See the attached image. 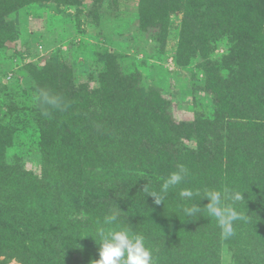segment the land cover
<instances>
[{
	"label": "trees",
	"instance_id": "1",
	"mask_svg": "<svg viewBox=\"0 0 264 264\" xmlns=\"http://www.w3.org/2000/svg\"><path fill=\"white\" fill-rule=\"evenodd\" d=\"M33 1L0 0V11ZM142 9L152 22L173 11L183 12L178 54L183 66L196 52L209 61L210 45L230 43L227 55L206 65L215 120L175 124L169 120L168 105L137 97V91L123 82L125 77L112 75L111 70L90 92L88 84L75 85L71 72L65 82L64 73L47 67L37 77L41 174H19L12 180L24 193L31 219L0 209V255L11 252L23 264H69L73 252L63 257L54 247L70 235L74 224L95 234L104 215L120 211L123 226L147 239L158 235L155 242L161 252L177 250L185 255L186 264H221L223 245L229 246L235 264H259L258 251L264 256V122L249 118L253 104L264 105V95L248 103L239 84L254 77L235 61L237 55L248 53L240 39L254 38L263 30L264 0H145ZM42 91L58 97L59 107L42 103ZM182 138L195 145L179 144ZM181 165L188 170L185 180L156 204L150 193ZM225 188L244 193L245 201L236 207L249 217L248 222L235 223V235L228 240L221 238L217 222L206 211L193 217L182 211L192 204L206 207L209 201L202 199L206 189ZM183 189L200 194L182 198ZM39 227L40 235L30 233ZM48 228L54 235L45 233ZM160 257L165 259L166 254ZM99 259L98 251L86 256L89 264Z\"/></svg>",
	"mask_w": 264,
	"mask_h": 264
},
{
	"label": "rangeland",
	"instance_id": "2",
	"mask_svg": "<svg viewBox=\"0 0 264 264\" xmlns=\"http://www.w3.org/2000/svg\"><path fill=\"white\" fill-rule=\"evenodd\" d=\"M143 1L34 0L16 10L7 7L0 11V209L5 213L10 209L31 219L24 193L12 180L19 174H41L43 127L37 77L47 67L64 73L65 82L71 72L75 85L88 84L90 92L99 88L102 75L111 70L110 74L125 77L123 82L137 91V97L168 105V119L175 124L215 120L217 109L208 91L206 65L227 55L230 43L224 40L210 45L209 61L207 55L196 52L183 66L178 58L183 12L173 11L152 22L142 9ZM262 28L254 38L240 39L248 53L235 58L254 77L239 84L248 103L264 95ZM250 114L252 121L260 118L264 122V105L253 104ZM180 143L195 145L186 138L179 139ZM76 219L81 220L80 213ZM74 226L54 252L58 249L64 257L70 250L69 264H89L87 254H99L100 245L93 242L94 234ZM42 230L32 228L30 233L40 235ZM45 233L54 235L51 228ZM149 237L145 241L152 249L154 264H186L185 255L177 250L161 252L155 242L158 235ZM257 254L259 264H264V256L259 251ZM220 257L221 264H235L228 245L221 247ZM0 264L23 263L5 252L0 255Z\"/></svg>",
	"mask_w": 264,
	"mask_h": 264
},
{
	"label": "clouds",
	"instance_id": "3",
	"mask_svg": "<svg viewBox=\"0 0 264 264\" xmlns=\"http://www.w3.org/2000/svg\"><path fill=\"white\" fill-rule=\"evenodd\" d=\"M41 98L42 103L59 107V98L50 95L47 91L41 92ZM187 175L188 170L181 165L178 171L171 173L165 179L158 191L150 193L149 196L155 198L156 204L164 202L170 190L180 185ZM199 194L190 189H183L180 192L182 198L188 199H193ZM202 199L209 201L206 207H200L198 204L183 207L184 215L193 217L202 210L206 211L207 215L217 222L223 240L235 235L236 222H248L249 217L236 207L238 203L245 201L244 193L227 188L206 189ZM97 224L94 236L100 241V259L92 261V264H154L152 249L146 244L144 236L120 223V211L104 215Z\"/></svg>",
	"mask_w": 264,
	"mask_h": 264
}]
</instances>
